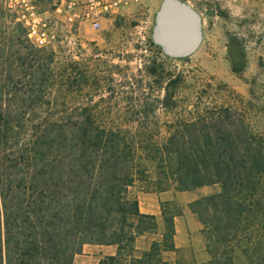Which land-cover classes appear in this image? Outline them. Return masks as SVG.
I'll return each instance as SVG.
<instances>
[{
    "label": "trees",
    "instance_id": "trees-1",
    "mask_svg": "<svg viewBox=\"0 0 264 264\" xmlns=\"http://www.w3.org/2000/svg\"><path fill=\"white\" fill-rule=\"evenodd\" d=\"M18 60L27 74L8 78L0 95V264H72L84 244L114 246L110 263L124 255L128 264H166L182 207L160 202L159 239L138 250L135 240L157 224L130 195L136 183L145 192L217 185L186 204L208 255L190 264H264V128L250 125L247 109L205 108L165 124L163 136L157 125H103L49 89L59 83L52 60L33 52ZM146 73L166 75L163 65ZM123 99L137 100L132 90ZM135 105L131 116L154 113Z\"/></svg>",
    "mask_w": 264,
    "mask_h": 264
},
{
    "label": "rangeland",
    "instance_id": "rangeland-1",
    "mask_svg": "<svg viewBox=\"0 0 264 264\" xmlns=\"http://www.w3.org/2000/svg\"><path fill=\"white\" fill-rule=\"evenodd\" d=\"M178 1L194 8L200 20L198 46L180 58L166 56L151 39L154 15L162 0H128L123 14L104 20L97 30L86 26L69 28L50 16L47 34L52 39L43 47L27 39L8 2L0 0V95L4 98L11 88L10 84L6 87L8 78L21 80L27 74V67H20L18 57L33 52L52 60L48 71L59 83L49 89L62 93L66 107L91 109L100 124L157 125L163 136L165 124L189 118L205 108L233 105L247 109L250 125L263 129L264 0ZM38 8L49 7L41 0ZM159 65H163L164 78L148 77L146 69ZM72 77L78 84L71 83ZM131 90L137 100L129 103L123 98L130 96ZM247 101L251 105H246ZM134 105L136 109L152 107L154 113L131 116L128 110ZM201 189L211 190L205 194L198 189L163 192L172 194L170 201L182 207V215L186 204L192 201L190 196L196 195L197 199L215 193L218 186ZM129 193L137 200L138 195L155 197L162 192H145L136 183ZM155 221L156 234L135 240L138 250H146L151 241L159 239L161 218ZM115 252L114 246L84 244L80 253L73 256L72 264H128L124 255L117 263H110L106 258ZM195 254L190 245L176 254L163 253L161 258L166 264H190L197 262Z\"/></svg>",
    "mask_w": 264,
    "mask_h": 264
},
{
    "label": "built area",
    "instance_id": "built-area-1",
    "mask_svg": "<svg viewBox=\"0 0 264 264\" xmlns=\"http://www.w3.org/2000/svg\"><path fill=\"white\" fill-rule=\"evenodd\" d=\"M5 1L27 39L38 47L51 42L52 36L47 34L51 28L50 16L69 28L86 26L97 30L104 20L123 14L128 7V0H45L49 8L40 10L38 2L41 0Z\"/></svg>",
    "mask_w": 264,
    "mask_h": 264
},
{
    "label": "water",
    "instance_id": "water-1",
    "mask_svg": "<svg viewBox=\"0 0 264 264\" xmlns=\"http://www.w3.org/2000/svg\"><path fill=\"white\" fill-rule=\"evenodd\" d=\"M151 39L166 56L180 58L191 54L200 41L198 13L185 2L162 0L154 15Z\"/></svg>",
    "mask_w": 264,
    "mask_h": 264
},
{
    "label": "crops",
    "instance_id": "crops-1",
    "mask_svg": "<svg viewBox=\"0 0 264 264\" xmlns=\"http://www.w3.org/2000/svg\"><path fill=\"white\" fill-rule=\"evenodd\" d=\"M207 187V186H204ZM197 188L201 193H207L211 189ZM218 191V190H217ZM216 191V192H217ZM211 193V192H210ZM196 197V195H194ZM190 196L189 199L193 200L195 197ZM172 194L166 192L159 193L157 196H151L149 194L138 195L137 204L140 213L153 215L156 219L160 217L159 203L164 201L172 200ZM188 199V200H189ZM174 235L173 245L177 250H185L190 245L194 247L196 252L195 259L196 263H204L208 260V255L205 251L202 236L200 234V224L197 222L195 217L190 213L186 207L183 214L173 219ZM85 248H82V252ZM113 255V253L111 254Z\"/></svg>",
    "mask_w": 264,
    "mask_h": 264
}]
</instances>
